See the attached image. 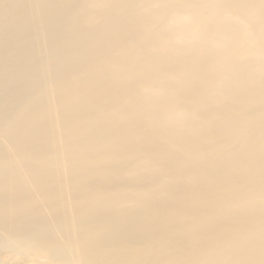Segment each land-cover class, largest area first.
<instances>
[{
  "label": "bare ground",
  "instance_id": "6f19581e",
  "mask_svg": "<svg viewBox=\"0 0 264 264\" xmlns=\"http://www.w3.org/2000/svg\"><path fill=\"white\" fill-rule=\"evenodd\" d=\"M0 248L264 264V0H36L0 31Z\"/></svg>",
  "mask_w": 264,
  "mask_h": 264
},
{
  "label": "rangeland",
  "instance_id": "374dc122",
  "mask_svg": "<svg viewBox=\"0 0 264 264\" xmlns=\"http://www.w3.org/2000/svg\"><path fill=\"white\" fill-rule=\"evenodd\" d=\"M36 8V0H0V31L8 28L16 19L29 15ZM48 66L51 63L48 62ZM51 77L49 71V78ZM4 249L0 248V264H43L44 259H36L34 255L4 257Z\"/></svg>",
  "mask_w": 264,
  "mask_h": 264
}]
</instances>
